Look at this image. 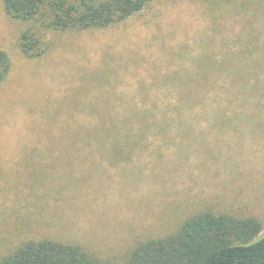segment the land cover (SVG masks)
<instances>
[{
    "label": "rangeland",
    "instance_id": "rangeland-1",
    "mask_svg": "<svg viewBox=\"0 0 264 264\" xmlns=\"http://www.w3.org/2000/svg\"><path fill=\"white\" fill-rule=\"evenodd\" d=\"M30 26L0 0V258L53 238L128 264L208 210L264 234V0H153L106 28L48 31L35 58Z\"/></svg>",
    "mask_w": 264,
    "mask_h": 264
},
{
    "label": "trees",
    "instance_id": "trees-1",
    "mask_svg": "<svg viewBox=\"0 0 264 264\" xmlns=\"http://www.w3.org/2000/svg\"><path fill=\"white\" fill-rule=\"evenodd\" d=\"M2 1L11 18L31 22L20 36V46L26 56L35 58L49 48L48 31L106 28L142 11L153 0ZM11 67L9 55L0 50V83ZM149 114L132 112L126 119L141 116L145 121ZM262 232V223L253 217L201 211L172 233L140 240L131 250L128 264H264ZM0 264L107 263L79 244L42 238L22 241L0 258Z\"/></svg>",
    "mask_w": 264,
    "mask_h": 264
}]
</instances>
